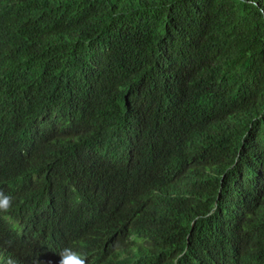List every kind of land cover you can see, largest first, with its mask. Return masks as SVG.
I'll list each match as a JSON object with an SVG mask.
<instances>
[{"label": "trees", "instance_id": "obj_1", "mask_svg": "<svg viewBox=\"0 0 264 264\" xmlns=\"http://www.w3.org/2000/svg\"><path fill=\"white\" fill-rule=\"evenodd\" d=\"M0 190L40 264H264V0H0Z\"/></svg>", "mask_w": 264, "mask_h": 264}, {"label": "clouds", "instance_id": "obj_2", "mask_svg": "<svg viewBox=\"0 0 264 264\" xmlns=\"http://www.w3.org/2000/svg\"><path fill=\"white\" fill-rule=\"evenodd\" d=\"M186 186L187 185H184V187ZM11 206L12 198L4 195L2 190H0V216L12 223H18V220H10L11 216L17 218L19 215L18 212L10 214ZM27 213L29 212L27 211ZM15 230L16 231H10L7 235L10 246L3 243V245L0 246V252L4 253V255L13 254L22 259V262H18L10 258L9 264H11V262L13 264H40L41 260H38L39 255L34 251V248L22 246L20 243L21 234L24 233V229L20 231H18V229ZM55 247L56 250L52 252L51 256L43 259V264H92L87 254L79 249L67 244H60V246L55 245ZM101 264H104L103 260Z\"/></svg>", "mask_w": 264, "mask_h": 264}]
</instances>
